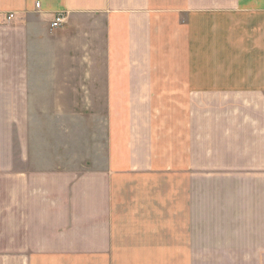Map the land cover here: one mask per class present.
I'll list each match as a JSON object with an SVG mask.
<instances>
[{
    "label": "crops",
    "instance_id": "obj_1",
    "mask_svg": "<svg viewBox=\"0 0 264 264\" xmlns=\"http://www.w3.org/2000/svg\"><path fill=\"white\" fill-rule=\"evenodd\" d=\"M194 260L264 264V0H0V264Z\"/></svg>",
    "mask_w": 264,
    "mask_h": 264
},
{
    "label": "rangeland",
    "instance_id": "obj_2",
    "mask_svg": "<svg viewBox=\"0 0 264 264\" xmlns=\"http://www.w3.org/2000/svg\"><path fill=\"white\" fill-rule=\"evenodd\" d=\"M89 117L91 116L34 115L32 137L35 148H33V156H38V150L45 147L49 158L42 157L47 161V166L40 167L36 163L33 165V170L55 167L61 163V159L66 160L71 168H79L81 159H87V151L89 150L87 145L89 132L85 130ZM55 155L61 156L60 161L57 164L51 161V164L50 160H55ZM165 261L160 260L161 263ZM193 263L200 264V260H194Z\"/></svg>",
    "mask_w": 264,
    "mask_h": 264
},
{
    "label": "built area",
    "instance_id": "obj_3",
    "mask_svg": "<svg viewBox=\"0 0 264 264\" xmlns=\"http://www.w3.org/2000/svg\"><path fill=\"white\" fill-rule=\"evenodd\" d=\"M37 8H40V4H37ZM14 15L11 14L9 16V20L13 19ZM66 16L64 14H58L57 16L54 17V19L51 22L50 28L52 31L60 29L65 23H66Z\"/></svg>",
    "mask_w": 264,
    "mask_h": 264
}]
</instances>
